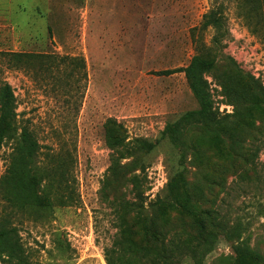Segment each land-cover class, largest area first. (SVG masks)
I'll use <instances>...</instances> for the list:
<instances>
[{"label": "rangeland", "instance_id": "374dc122", "mask_svg": "<svg viewBox=\"0 0 264 264\" xmlns=\"http://www.w3.org/2000/svg\"><path fill=\"white\" fill-rule=\"evenodd\" d=\"M195 54L211 105L185 119L198 109L185 73L160 71ZM0 80L16 111L0 221L24 250L0 264H107L106 251L116 264H240L241 243L264 258V0H0Z\"/></svg>", "mask_w": 264, "mask_h": 264}, {"label": "trees", "instance_id": "16d2710c", "mask_svg": "<svg viewBox=\"0 0 264 264\" xmlns=\"http://www.w3.org/2000/svg\"><path fill=\"white\" fill-rule=\"evenodd\" d=\"M208 23L216 24L217 19L213 18L207 21ZM210 68V64L199 54H195L189 64L186 67H179L175 69H164L161 70L160 73L162 74H169L175 71H183L185 73V77L188 80L189 88L198 103V109L193 111H187L183 114L184 118H188L190 115L193 114H207L211 102L209 98V93L207 90L208 84L205 79V72ZM16 116L15 111V95L13 92L12 87L6 81L0 80V148L2 146L3 140L8 137L10 132L12 131V121ZM176 124L171 125L167 123L165 126V131L169 129H173ZM21 141L23 142V151L25 158L31 160L33 154H35L38 143L35 138L32 137L31 133L26 129L22 128L20 133ZM107 142L110 147L116 146L115 142L110 141V136H107ZM180 180L176 179L172 176L168 183V188H175L177 185V181ZM184 183V182H182ZM9 194L13 196L16 200L22 199L15 197L13 192L9 190ZM197 219V223L199 225L200 232L203 234L201 238L202 244L206 247V251H208L212 246V241L210 237L209 231L206 230V226L203 223V216L207 215V210L203 209H194ZM209 216V213H208ZM237 258H241L240 264H264V258L252 250L250 246L247 244L241 243L239 246L235 248ZM23 246L20 241V237L18 235L17 226L10 223L7 219L0 221V254L6 255L8 257L14 258L16 260H23ZM106 262L107 264H116V259L120 257L113 258L108 255L107 251L105 253ZM162 264H168L167 260H170L169 257H163Z\"/></svg>", "mask_w": 264, "mask_h": 264}, {"label": "crops", "instance_id": "0c3cea01", "mask_svg": "<svg viewBox=\"0 0 264 264\" xmlns=\"http://www.w3.org/2000/svg\"><path fill=\"white\" fill-rule=\"evenodd\" d=\"M121 8H122V7H121ZM110 10H111L112 12H115V13L118 14V11L121 12L122 9L119 10V9H118V6H117V2H115L114 5H113V8H111ZM126 34L128 35V32H126Z\"/></svg>", "mask_w": 264, "mask_h": 264}]
</instances>
